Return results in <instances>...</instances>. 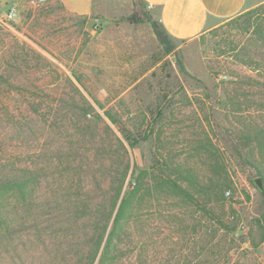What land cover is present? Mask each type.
<instances>
[{"label": "rangeland", "instance_id": "obj_1", "mask_svg": "<svg viewBox=\"0 0 264 264\" xmlns=\"http://www.w3.org/2000/svg\"><path fill=\"white\" fill-rule=\"evenodd\" d=\"M94 1L0 0V162L35 176L0 264H86L120 185L112 264H264V180L235 149L264 129V0L170 53L141 0Z\"/></svg>", "mask_w": 264, "mask_h": 264}, {"label": "trees", "instance_id": "obj_2", "mask_svg": "<svg viewBox=\"0 0 264 264\" xmlns=\"http://www.w3.org/2000/svg\"><path fill=\"white\" fill-rule=\"evenodd\" d=\"M264 10V7H263ZM136 12H133L127 21L130 23H137L140 21L134 19ZM264 21V14L262 16ZM153 34L157 42L163 47L166 53L173 51L174 46L167 40L170 38L165 31L156 22H152ZM258 34V45L261 52L259 56H249V61L246 64L256 66L258 69L264 67V23L261 25V30H256ZM180 56L177 59L179 69L185 74L182 64L180 63ZM246 62V61H245ZM262 65V66H261ZM264 69V68H263ZM264 73V72H263ZM240 143H236V152L245 153V157L254 165L259 176L264 180V169L262 166V156L264 153V129L249 128L241 131L238 135ZM35 181L34 173L31 170H20L15 166L11 160H7L4 164L0 162V229H5L9 233V224H11L16 216V210L26 202V196L30 193L32 184ZM229 182L225 180L221 186H228ZM220 186V187H221ZM121 187L117 189L114 194V199L110 210H106L103 215V223L98 226V235L95 242L90 246L89 253L86 259V264H112L114 248L112 246L114 240L122 234L123 224L127 222L130 214L129 201L131 191L125 193L120 200L117 210L114 212L117 204ZM184 196H188L185 192L179 190ZM15 211V212H14ZM11 213H15L11 217ZM13 219V220H11ZM109 225V229H108ZM101 248V251L99 250Z\"/></svg>", "mask_w": 264, "mask_h": 264}, {"label": "crops", "instance_id": "obj_3", "mask_svg": "<svg viewBox=\"0 0 264 264\" xmlns=\"http://www.w3.org/2000/svg\"><path fill=\"white\" fill-rule=\"evenodd\" d=\"M67 12L81 16L103 14L94 0H60ZM152 21L185 48L229 19L263 0H141ZM149 7V8H147ZM178 47V48H179Z\"/></svg>", "mask_w": 264, "mask_h": 264}, {"label": "built area", "instance_id": "obj_4", "mask_svg": "<svg viewBox=\"0 0 264 264\" xmlns=\"http://www.w3.org/2000/svg\"><path fill=\"white\" fill-rule=\"evenodd\" d=\"M27 1H28V4L32 7H37V6H39L45 2V0H27ZM147 8H149V7H147ZM16 12H17V4L13 3L8 9V12L6 14V18L12 19ZM229 195H230L229 192H225V196L227 198L229 197Z\"/></svg>", "mask_w": 264, "mask_h": 264}, {"label": "water", "instance_id": "obj_5", "mask_svg": "<svg viewBox=\"0 0 264 264\" xmlns=\"http://www.w3.org/2000/svg\"><path fill=\"white\" fill-rule=\"evenodd\" d=\"M255 183H256V185H257V188H258L259 190H262V185H261V181H260V179H257V180L255 181Z\"/></svg>", "mask_w": 264, "mask_h": 264}]
</instances>
